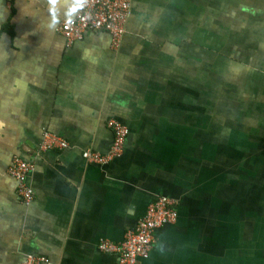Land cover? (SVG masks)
<instances>
[{
	"label": "crops",
	"instance_id": "1",
	"mask_svg": "<svg viewBox=\"0 0 264 264\" xmlns=\"http://www.w3.org/2000/svg\"><path fill=\"white\" fill-rule=\"evenodd\" d=\"M80 11L0 0V264H118L99 245L123 241L159 196L179 218L138 264H244L243 182L264 185V0H132L118 48L108 33L68 44L59 29ZM110 119L130 128L125 154L90 165L85 151L112 149ZM45 134L68 149L42 150ZM16 158L35 166L28 206Z\"/></svg>",
	"mask_w": 264,
	"mask_h": 264
},
{
	"label": "built area",
	"instance_id": "2",
	"mask_svg": "<svg viewBox=\"0 0 264 264\" xmlns=\"http://www.w3.org/2000/svg\"><path fill=\"white\" fill-rule=\"evenodd\" d=\"M80 13L62 23L60 32L68 44L81 42L89 33H108L112 45L118 48L126 32L131 15V0H80ZM108 128L113 130L114 143L108 154L85 151L83 158L90 165L110 166L112 162L125 154L126 143L130 136V128L125 123L110 119ZM69 144L66 140L51 134H45L42 143L44 151H65ZM35 170V166L21 159H14L10 169L12 178L17 182L18 195L25 205L34 200V191L27 183V175ZM177 201L167 196L157 197L148 207L135 226L119 243L103 241L99 249L105 253H117L118 264H138L140 258L148 259L154 249L155 234L159 228L177 223L179 218ZM23 264H54L44 256L28 255Z\"/></svg>",
	"mask_w": 264,
	"mask_h": 264
},
{
	"label": "rangeland",
	"instance_id": "3",
	"mask_svg": "<svg viewBox=\"0 0 264 264\" xmlns=\"http://www.w3.org/2000/svg\"><path fill=\"white\" fill-rule=\"evenodd\" d=\"M212 36L216 37V34L212 33ZM197 54L199 55L200 53ZM214 60L215 59L212 57V62H214ZM198 67L202 69L201 64H199ZM217 82L218 81H215L214 85L218 84ZM212 89H214V91L216 92V97L218 93L221 92L220 90H218L217 85L215 88ZM210 110L212 118L215 115H218L219 107L217 106V103L212 102ZM243 172L246 173V171ZM260 178V180L259 178L258 180H254L252 185L249 182H243L241 200L242 208L237 210V213L239 214L237 215V217H240V215H242L241 219H243L244 221L243 225L246 226L243 227L242 231H239L238 235L240 238L242 235V244L239 245L238 249L240 250L241 258L244 259V264L247 262L246 258L252 255L253 253H256L254 257L263 259H258V261H261V264H264V185H261L262 177ZM252 211L255 212V217H252ZM251 228H253L254 230H251ZM251 236H253L252 240H250ZM230 259L231 264H234L233 259ZM228 260L229 259H226L222 262V264H224ZM217 263L220 264L219 262ZM240 263L243 264V262H239V264ZM247 264L249 263L247 262Z\"/></svg>",
	"mask_w": 264,
	"mask_h": 264
},
{
	"label": "trees",
	"instance_id": "4",
	"mask_svg": "<svg viewBox=\"0 0 264 264\" xmlns=\"http://www.w3.org/2000/svg\"><path fill=\"white\" fill-rule=\"evenodd\" d=\"M129 139V138H128ZM127 142H128V140H127ZM126 146H127V143H126ZM115 162V161H114ZM97 166V165H96Z\"/></svg>",
	"mask_w": 264,
	"mask_h": 264
}]
</instances>
